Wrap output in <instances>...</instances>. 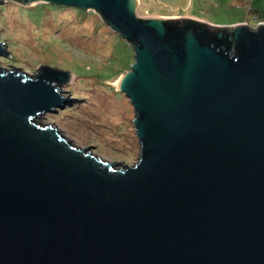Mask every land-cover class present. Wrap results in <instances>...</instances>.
I'll list each match as a JSON object with an SVG mask.
<instances>
[{"label": "water", "instance_id": "1", "mask_svg": "<svg viewBox=\"0 0 264 264\" xmlns=\"http://www.w3.org/2000/svg\"><path fill=\"white\" fill-rule=\"evenodd\" d=\"M26 1L98 10L133 45L118 86L141 153L105 160L37 122L68 101L71 72L0 66V264H264V23L201 29L141 17L137 0Z\"/></svg>", "mask_w": 264, "mask_h": 264}, {"label": "rangeland", "instance_id": "2", "mask_svg": "<svg viewBox=\"0 0 264 264\" xmlns=\"http://www.w3.org/2000/svg\"><path fill=\"white\" fill-rule=\"evenodd\" d=\"M137 2L141 17L173 19L187 12L216 26L243 21L254 29L264 22L260 15L264 0H192L187 10H173L158 0ZM0 42L8 52H0V66L5 69L10 63L35 73L48 64L73 74L71 81L59 85L68 101L56 111L43 113L38 123L53 125L74 145L89 147L105 160L138 162L141 143L133 123L136 112L117 85L131 69L133 45L98 10L1 0Z\"/></svg>", "mask_w": 264, "mask_h": 264}, {"label": "crops", "instance_id": "3", "mask_svg": "<svg viewBox=\"0 0 264 264\" xmlns=\"http://www.w3.org/2000/svg\"><path fill=\"white\" fill-rule=\"evenodd\" d=\"M191 1L192 0H190V2H189V4H188V6L185 8V9H183L181 6H178L177 8H176V10H187L188 9V7L190 6V3H191ZM169 7V6H168ZM171 8V7H170ZM174 10V9H173ZM257 11V10H256ZM184 13V12H183ZM181 18H192V19H195V20H198V21H202V22H206L207 20H205L204 18H201V17H197V16H195L194 14H190V13H184V14H182L181 16H180ZM207 23V22H206ZM240 23H243V21H237V22H234V23H232V25H235V24H240ZM214 25V24H213ZM218 26V25H217Z\"/></svg>", "mask_w": 264, "mask_h": 264}, {"label": "trees", "instance_id": "4", "mask_svg": "<svg viewBox=\"0 0 264 264\" xmlns=\"http://www.w3.org/2000/svg\"><path fill=\"white\" fill-rule=\"evenodd\" d=\"M262 17H264V12H261L260 14ZM168 21H171V20H168ZM183 23H191V24H194L195 26L199 27V28H204L206 26H208L207 23H204V22H201V21H198V20H195V19H190V18H187V19H183Z\"/></svg>", "mask_w": 264, "mask_h": 264}, {"label": "bare ground", "instance_id": "5", "mask_svg": "<svg viewBox=\"0 0 264 264\" xmlns=\"http://www.w3.org/2000/svg\"><path fill=\"white\" fill-rule=\"evenodd\" d=\"M119 84H120V82L118 81V82H117V85H119Z\"/></svg>", "mask_w": 264, "mask_h": 264}, {"label": "built area", "instance_id": "6", "mask_svg": "<svg viewBox=\"0 0 264 264\" xmlns=\"http://www.w3.org/2000/svg\"><path fill=\"white\" fill-rule=\"evenodd\" d=\"M264 22L260 23V24H263Z\"/></svg>", "mask_w": 264, "mask_h": 264}]
</instances>
